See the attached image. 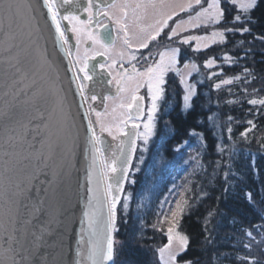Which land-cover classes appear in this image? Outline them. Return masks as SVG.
I'll return each mask as SVG.
<instances>
[{
	"label": "snow or ice",
	"instance_id": "snow-or-ice-1",
	"mask_svg": "<svg viewBox=\"0 0 264 264\" xmlns=\"http://www.w3.org/2000/svg\"><path fill=\"white\" fill-rule=\"evenodd\" d=\"M226 2L244 14V19L241 14L235 15L231 23L245 26L213 30L210 35H182L189 30L220 24L224 17L220 0H86L83 4L80 0H40L39 6L46 9V16L54 27L55 46L67 59L74 92L79 97L78 107L85 121L84 157L88 161L85 180L89 186L80 231L72 249L73 264H117L118 242L114 237L119 231L117 206L123 196L122 210L127 214L131 194L124 195V184L135 183L129 177L137 142H140L141 153L146 152L155 134L168 73H175L184 86L185 109L191 107L190 100L195 95V85L188 82V77L193 72L198 73L199 66L185 62L183 69L177 67L180 45L195 42L191 50L199 52L225 42V32L241 35L250 32L246 25L255 22L247 14L257 7V0ZM68 5L75 10H67ZM37 7L33 0H0V65L5 67L9 77L4 83V95L11 98L0 110V120L7 133L4 160L0 165V264H64L65 232L62 229L66 209L62 202V176L65 165L57 163L55 157L61 142L71 134V114L66 111L63 89L57 87L58 74L53 78L43 72L45 66L54 70V65L47 49H41L38 43ZM61 9L65 11L62 13ZM80 13H86V18L81 19ZM61 21H67L71 27H62ZM66 32L74 35V44H69ZM161 38L168 43L162 51L153 53L149 45L155 47L154 42L159 43ZM117 41L122 47L113 55ZM141 49L149 51L144 54ZM28 56L33 59L27 61ZM98 56L106 60L97 61ZM223 59L232 61L227 55ZM26 61L28 67H25ZM214 65V58L204 62L208 69ZM215 75L217 73L212 72L209 78ZM243 76H251L248 68L244 69ZM95 80L115 88V97L111 94L103 97V112L89 103L98 99L95 94H87L88 82ZM232 83L233 79H226L215 83L214 87L219 89L221 84ZM142 88L146 89L145 95H140ZM119 97L124 98L112 109L113 122L105 123L104 117L110 115L106 102ZM247 102L264 107V99ZM117 108L122 110L118 115ZM248 124L250 128L242 136L246 137L255 128L252 121ZM103 133L113 140L119 138L111 159L103 156L108 148L102 139ZM190 134L199 135L195 131ZM26 143L27 150L23 148ZM139 163H143V155ZM138 170L137 167L135 171ZM227 177L225 173L226 181ZM190 191L186 188L172 201L166 197L160 205L153 227L164 231L166 226L168 240L158 249L161 264H178L177 258L188 250L190 238L179 231V222L191 207L190 197L186 196ZM248 199L251 201V193ZM211 215L210 212L209 218ZM244 231L247 237L244 248L250 251L253 244L264 243V224L255 225L256 235L251 230ZM236 259L241 264H264L251 256L237 255Z\"/></svg>",
	"mask_w": 264,
	"mask_h": 264
},
{
	"label": "trees",
	"instance_id": "trees-1",
	"mask_svg": "<svg viewBox=\"0 0 264 264\" xmlns=\"http://www.w3.org/2000/svg\"><path fill=\"white\" fill-rule=\"evenodd\" d=\"M223 9L219 27L245 26L231 23L241 13L230 3H224ZM247 15L255 21L246 25L250 32H226L225 43L206 52V58L213 57L217 66L202 68L205 81L198 85L189 110L183 109L179 88L175 94L168 93L147 158L130 175L135 183L126 186L124 195L131 194L128 212L125 215L122 210L123 201L118 209L117 264H152L149 251L155 253L167 239L165 231L153 227L160 205L166 197L177 199L186 188L191 189L186 193L191 207L180 220L179 230L189 236L190 243L182 261L241 264L237 255L252 257L243 247L244 230L256 235L255 225L264 224V107L247 101L264 99V0H258ZM225 55L232 61H225ZM204 60L199 55V62ZM245 68L251 73L247 78ZM212 72L217 75L209 78ZM237 76L241 79L235 80ZM226 79L233 83L214 87ZM248 121L255 128L245 137L241 134L250 128ZM193 131L199 135H191ZM184 175L190 177L187 182Z\"/></svg>",
	"mask_w": 264,
	"mask_h": 264
},
{
	"label": "water",
	"instance_id": "water-1",
	"mask_svg": "<svg viewBox=\"0 0 264 264\" xmlns=\"http://www.w3.org/2000/svg\"><path fill=\"white\" fill-rule=\"evenodd\" d=\"M33 2L38 6L36 15L39 21V32L36 34L39 36V46L41 49H47L48 58L53 62L54 70L49 69L47 66L43 69L49 76L55 78L58 74L59 79L57 80V87L62 88V95L66 97V111H70L71 118L70 123L72 124L71 134L61 142V147L57 149L56 152V162L65 165V175L62 176L63 184V206L66 209L65 216L63 217V231L65 232L64 243L65 247L63 249L64 264H73V253L72 249L75 245V241L78 238V233L80 231V220L82 212L84 210V203L87 198V188L88 184L85 180V170L88 161L84 157V147H85V121L81 116L82 109L78 107L79 97L74 92V84L71 81V73L68 70L67 59L64 57L63 53L58 50L54 42V27L51 24L50 19L46 16V9L40 7V0H33ZM86 0H80V3H85ZM67 10L74 11L72 5L66 6ZM65 9H61L63 13ZM43 14V15H42ZM64 27L70 28L67 21L64 22ZM69 36L70 44H74L73 34L66 32ZM34 56V54H33ZM33 56H28L27 61H31ZM22 59L24 56L22 55ZM97 61H104L106 57H96ZM25 63V67H28V63ZM43 74V73H42ZM9 77L6 75L5 67L0 65V110L5 107L6 100H10V97H5L4 95V83ZM106 79V78H105ZM43 87H47L46 83L40 82ZM88 95L95 94L98 99L91 103L98 111L104 110L103 97L106 95H116L112 86L107 85L101 80H95L94 82H88ZM52 100L49 98V104ZM107 103V102H106ZM87 107V104L85 105ZM93 119V118H92ZM130 127V125H129ZM6 130L4 123L0 120V165H2L4 157L3 152L5 150V137ZM100 134V133H99ZM102 139H104L108 145V148L104 151L103 156L106 159H111V153L117 150L118 140L114 141L106 133L102 134ZM29 142H31V137H29ZM139 141L137 142V145ZM39 147V145H37ZM27 150V143L23 146ZM138 149V147H137ZM137 152V151H136ZM136 153L133 157L135 159ZM132 161V164H133ZM128 182L124 184V193L126 190ZM123 196L121 198V202ZM121 204V203H120ZM120 204L117 206V213ZM115 237V233H114ZM55 251V249H53Z\"/></svg>",
	"mask_w": 264,
	"mask_h": 264
},
{
	"label": "rangeland",
	"instance_id": "rangeland-1",
	"mask_svg": "<svg viewBox=\"0 0 264 264\" xmlns=\"http://www.w3.org/2000/svg\"><path fill=\"white\" fill-rule=\"evenodd\" d=\"M258 1V0H257ZM220 2H221V7L223 8V4L224 3H226V0H220ZM231 5V4H230ZM232 6V5H231ZM234 10L235 11H238V9L237 8H235L234 7ZM224 16H225V12H224ZM223 20H224V17H223ZM220 25H223V21L220 23V24H217V25H215L214 27H207V28H204V27H202V28H199V29H195V30H189V32H187V33H183L182 35H189V34H191V35H210V33L213 31V30H216V31H220V30H224V28H221V27H219ZM225 36H226V32H225ZM168 42L167 41H165L164 39H160V42L159 43H156V42H154V44H155V47H153V45H149L150 46V48L152 49V52H153V48L155 49V48H162V49H164V46L167 44ZM225 42H223V43H216V44H213V45H211V46H209L207 49H203V50H201V51H199V52H193V51H191V53H190V56H191V58H185L184 59V54H183V52L190 46L191 48L194 46V44H195V42H193L192 43V45H188V46H184V45H180V47H181V53H180V56H179V64L177 65V67H179V68H181V69H183V65H184V63L185 62H189V63H191V62H195L198 66H199V72L198 73H196V72H193L192 73V75L191 76H189L188 77V82L189 83H191V84H194L195 85V95H196V93H197V87H198V85L199 84H201V83H203L204 81H205V79H204V77H203V74L201 75V70H202V68H205L204 67V62L207 60V58H206V56H207V54H206V52H208L209 50H211L212 48H218V47H221L223 44H224ZM173 46H175V45H173ZM122 47V44H121V42L119 41L118 42V44L116 45V49L114 50V52H113V55H115V51H118L120 48ZM199 55H201V57H203V58H205L206 60H204V62L203 61H201V62H199ZM213 58V57H212ZM128 65L127 64H125V67H127ZM217 66V62L215 61V65H214V67H216ZM213 67V68H214ZM206 70H208V68H205ZM171 73V72H170ZM170 73H168V75H167V77L170 75ZM173 76H174V78H175V80L177 79V84H178V87H179V89H180V91H181V95H182V100H183V96H184V94H185V92H184V86L181 84V82H180V78L178 77V76H176L175 75V73H171ZM172 76V77H173ZM167 77H166V79H167ZM169 79H170V77H168V79H167V81H169ZM172 80V79H171ZM170 80V81H171ZM173 85H175V84H173ZM177 88V87H176ZM114 90H115V88H114ZM173 90V92H175V88H173L172 89ZM146 93V89L145 88H142L141 90H140V94H142V93ZM195 95L191 98V100H190V104H191V106H192V100H193V98L195 97ZM116 96V95H115ZM114 96V97H115ZM127 96V94L125 93L124 94V97H126ZM124 97H119V98H115V99H113V100H110V101H107V107H108V112L110 113V115H108L107 117H104V120H105V123H112L113 122V114H112V109L114 108V107H116L120 102H121V99L122 98H124ZM163 98H164V96H163ZM163 101V100H162ZM148 104V103H147ZM161 104H162V102L160 103V109H161ZM191 108V107H190ZM190 108H188V109H185L184 108V101H183V109L185 110V111H187V110H189ZM98 111V110H97ZM104 111V110H103ZM103 111H101V112H103ZM122 110L121 109H119V108H117V113H116V115H118L120 112H121ZM159 115H160V111L158 112V114H157V120H156V127H155V134L153 135V137L150 139V141H149V143H148V146H147V151L146 152H143V153H141V151H140V142H139V144H138V149H137V152H136V156H135V159H134V161H133V164H134V168H133V171H135V169L138 167L139 168V170L141 169V166L143 165V163H144V161H145V159L147 158V155H148V152H149V150H150V147H151V145H152V143H153V141H154V139H155V136H156V132H157V125H158V120H159ZM93 117V122H94V125H95V115H93L92 116ZM96 127H97V129L99 128L98 127V125H95ZM107 134V133H106ZM108 135V134H107ZM109 137H111V136H109ZM112 138V137H111ZM118 140V139H117ZM114 141H116V140H114ZM192 153H195L194 152V150H192L191 151ZM141 155H143V163H139V158L141 157ZM132 164V165H133ZM138 170V171H139ZM132 171V172H133ZM137 171V172H138ZM131 172V173H132ZM136 172V171H135ZM131 173H130V175H131ZM189 177V176H188ZM188 177H187V175H184V177H183V181H185V182H187L188 180ZM189 179H190V177H189ZM128 184V183H127ZM186 184V183H185ZM184 188H186V186L184 187ZM185 192V190H183V193ZM125 194V193H124ZM179 198V197H178ZM177 198V199H178ZM123 201V200H122ZM122 203V202H121ZM121 205V204H120ZM165 232V236L167 237V235H166V226H165V230H164ZM180 231V230H179ZM260 239V238H259ZM258 239V240H259ZM168 243V240L166 239V242H165V244L164 245H166ZM162 247H164V246H162ZM159 248H161V247H159ZM247 253H249V254H251L252 255V257L253 258H256L257 260H259V261H264V243H261V244H259V245H257V244H253V246H252V248H251V250L249 251L248 249H247ZM149 254H150V257H151V259H152V264H157V261L155 260V254H157V256H156V258H158V260H159V262H160V264H161V261H160V259H159V253H158V250L154 253H152V250H150L149 251ZM181 256H179L178 258H177V261H178V264H184V262L185 261H182V259L180 258Z\"/></svg>",
	"mask_w": 264,
	"mask_h": 264
},
{
	"label": "flooded vegetation",
	"instance_id": "flooded-vegetation-1",
	"mask_svg": "<svg viewBox=\"0 0 264 264\" xmlns=\"http://www.w3.org/2000/svg\"><path fill=\"white\" fill-rule=\"evenodd\" d=\"M181 15H183V14H181ZM86 16H87V14L86 13H82V15H80V18L81 19H85L86 18ZM186 18V17H185ZM105 23H108V20L107 19H105V21H104ZM118 42L119 41H117V44H118ZM116 44V45H117ZM149 49H151L150 48V46H149ZM149 49H141L140 51L142 52V53H144V54H147L148 53V51H149ZM152 50V49H151ZM163 49L160 47V48H153V53H155V52H158V51H162ZM191 47L189 46L184 52H183V54H184V57H188V56H190V53H191ZM139 66V65H138ZM172 73V72H171ZM170 73V75L168 76V77H170V79H169V81H167V84L165 85V93H164V98H163V101H162V104H161V107H162V105L164 104V102L166 101V98H167V96H168V93L169 92H173V88H175L176 90H175V92H174V94L175 93H177V89L179 88L178 87V84H177V79L175 80V78H174V76L172 75ZM173 76V77H172ZM168 77H167V79H168ZM172 79V80H171ZM171 80V81H170ZM173 84H175V85H173ZM177 87V88H176ZM140 95H145V93L143 92L142 94H140ZM145 103H146V107H147V103H148V101H147V98H146V100H145Z\"/></svg>",
	"mask_w": 264,
	"mask_h": 264
},
{
	"label": "bare ground",
	"instance_id": "bare-ground-1",
	"mask_svg": "<svg viewBox=\"0 0 264 264\" xmlns=\"http://www.w3.org/2000/svg\"><path fill=\"white\" fill-rule=\"evenodd\" d=\"M94 115V113H92V116ZM93 118V117H92ZM95 126V125H94ZM97 133L99 134V128L97 129Z\"/></svg>",
	"mask_w": 264,
	"mask_h": 264
}]
</instances>
